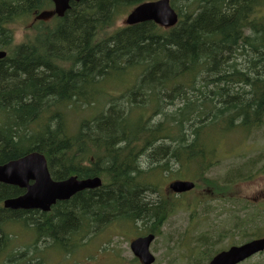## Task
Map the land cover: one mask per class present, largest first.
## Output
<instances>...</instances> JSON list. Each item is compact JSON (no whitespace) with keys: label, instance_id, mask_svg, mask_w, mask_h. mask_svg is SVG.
<instances>
[{"label":"trees","instance_id":"1","mask_svg":"<svg viewBox=\"0 0 264 264\" xmlns=\"http://www.w3.org/2000/svg\"><path fill=\"white\" fill-rule=\"evenodd\" d=\"M146 1L81 0L60 19L35 24L16 45L8 26L51 9L52 1L0 0V51L6 53L0 60V165L38 152L55 180L103 182L60 204L53 219L27 220L31 244L9 257L7 232L26 219L3 208L2 200L21 192L0 183V263L43 264L42 248L66 252L116 218L160 234L185 203L153 200L160 184L146 179L176 167L208 200L229 205L223 208L230 214L228 232L207 230L194 240L196 249L185 247L197 254L190 264H207L224 249V239L264 237V207L240 195L232 200L239 184L264 176V163L251 158L220 180L206 177L217 163L212 144L219 137L244 132L247 138L264 124V0H170L179 17L174 27L144 22L110 30ZM108 79L123 86L119 93L101 92ZM95 107L101 110L92 116L77 114ZM72 115L80 119L75 125ZM141 162L152 166L145 171Z\"/></svg>","mask_w":264,"mask_h":264},{"label":"rangeland","instance_id":"2","mask_svg":"<svg viewBox=\"0 0 264 264\" xmlns=\"http://www.w3.org/2000/svg\"><path fill=\"white\" fill-rule=\"evenodd\" d=\"M130 10L131 9H129L125 15L117 18L116 23L110 29L111 31L125 26V19ZM33 20V18L19 20L8 26L13 32L14 44L19 45L26 41L27 37L31 36L33 26L35 25ZM124 79L125 77L120 80ZM116 83L118 84L119 82L114 79H108L106 83L101 85V92H111L112 94L119 93L123 86L115 87ZM95 108L96 109L91 112L79 111L77 114L80 117L92 116L101 110L99 107ZM78 116L72 115V125H75L76 122L80 120ZM212 146L217 153V163L211 171L206 174V177L220 180L226 175L229 169L243 165L247 160L256 157L259 158L261 161L260 166H262L264 163V124L261 129L256 130L251 135L247 136V138L245 137L244 132L227 133L226 135L219 137ZM141 163L142 164L139 165L145 169V171L152 166L148 163ZM179 172L180 169L176 167L166 176L161 177L159 173H156L146 179L148 183H151L154 186L160 184L159 191L153 193V200L158 201L165 198L167 200H173L177 204L180 202L185 203V205L182 206L183 208L180 207L176 209L173 215L163 225L160 229L161 234L151 246V252L157 259L155 264L196 263L197 254H195V252L190 254V252L185 249V238L189 235V238H191L189 246L194 250L196 249L194 240L197 237L206 234L207 230H213L217 233L220 230L228 232V229L230 228L227 225V221L230 219V214L223 210L225 206L229 207V205L219 200H207V194L204 192V189L197 188L194 192L184 196H176L168 192V185L172 181L178 179L177 176H179ZM181 172H183V170ZM189 177H191L189 174H183L182 178L194 180ZM236 190L237 192H234V195H240V198L256 202L257 199L260 200L261 192L264 193V176L258 175L254 177V180L239 184ZM196 202H200L201 207L193 209L192 207L194 205L192 204ZM255 205L257 206L258 204ZM207 207H210V209L205 213L203 209ZM194 213L201 216L199 220L191 221L190 217ZM121 221L124 220H120V222ZM99 227L100 229L95 232L96 235L93 234L94 236H92V238L87 241L84 240L81 243L82 246L78 248L79 250L74 253V255H65L62 258H59L58 260H62L59 264H137L133 259V254L130 250V243L140 234L146 232L141 223H136L134 228L131 223L124 222L120 223L118 226L101 225ZM136 227H139V229ZM147 227L148 226L145 228ZM13 229L14 227L10 228L9 231H12ZM22 234H25L27 237H16V241H18L17 244L22 242L26 243L27 239L28 243L31 244L30 236L26 231H22ZM239 243L242 242H240L239 236L235 235L234 237L224 239L221 246L227 249L229 246ZM189 254L192 256L189 257ZM43 255L45 261L49 260L47 263L44 261L45 264H56V257L60 255V250L49 248L46 249ZM243 264H264V253L253 257Z\"/></svg>","mask_w":264,"mask_h":264},{"label":"water","instance_id":"3","mask_svg":"<svg viewBox=\"0 0 264 264\" xmlns=\"http://www.w3.org/2000/svg\"><path fill=\"white\" fill-rule=\"evenodd\" d=\"M55 12L60 17L70 8V2L79 0H52ZM144 22H154L165 28H170L178 23V15L171 7L169 0H156L143 3L136 7L128 16L126 23L135 25ZM5 57L0 53V59ZM34 181L33 184H29ZM0 182L26 189V194L17 199L7 200L5 207L12 210L43 209L49 210L57 200H68L74 194L98 187L99 179L78 181L70 178L62 182H54L48 171L47 160L39 153H31L18 160L0 165ZM195 188V183L190 181H176L170 189L181 194ZM154 235L139 238L132 243V250L145 264H152L155 258L149 251ZM264 252V238L256 239L216 255L209 264H240L250 257Z\"/></svg>","mask_w":264,"mask_h":264},{"label":"flooded vegetation","instance_id":"4","mask_svg":"<svg viewBox=\"0 0 264 264\" xmlns=\"http://www.w3.org/2000/svg\"><path fill=\"white\" fill-rule=\"evenodd\" d=\"M33 182H31V184H32ZM8 186V185H7ZM13 187V186H12ZM17 188V187H16ZM19 189V188H18ZM20 190V194L18 195V196H16V197H19V196H21V195H23L25 192H26V189H19ZM87 190H84V191H81V192H78V193H76V194H74L72 197H70L68 200H63V201H57L54 205H52V207H51V209H50V211H40V210H10V209H7V210H9L10 212H13V213H11L10 215H12V216H18L20 213H22L23 214V216L22 217H19V218H22L23 219V221L26 219V221L25 222H19V223H17V224H14L13 226H14V229L12 230V231H8L7 232V234H9L10 235V238H11V241L13 240V243H11L12 245L9 247V249H8V252H7V254H8V257L10 256V255H12V254H14V252H16V251H22L23 250V248H24V244L25 243H19V244H17V242L18 241H16V237H21V238H26L27 236H25V234H22V231H27V226H25V224L26 223H28V221L27 220H30V218L31 217H34V219H36V218H49V219H53V216H54V214H55V208L56 207H58L60 204H62V203H68V202H73L75 199H76V197L78 196V194H80V193H82V192H86ZM12 198H15V197H12ZM6 200V199H5ZM5 200H2L1 202H2V205L4 204V201ZM258 200V199H257ZM262 200H264V193H262L261 192V194H260V200H258L257 202H259V201H262ZM4 208V207H3ZM32 212V213H31ZM34 214V215H33ZM33 215V216H32ZM33 219V218H32ZM120 220H123V219H114L112 222H111V224H108V225H114V226H118L120 223H130V221L129 220H124V221H121L120 222ZM132 224V226H133V228H134V224L133 223H131ZM105 228V227H104ZM136 228H138L139 229V227H136ZM141 228V227H140ZM22 234V235H21ZM121 234V233H120ZM26 241H28V239L26 240ZM49 248H51V249H58L57 247H55V245H53V246H49V247H44V248H42L41 250H42V253L44 254L45 253V251H46V249H49ZM78 248H79V244H77L76 242L74 243V244H72V246L66 251V252H64V251H62V250H60V255L58 256V257H56V261H57V263L56 264H59V258H62L63 256H65V255H74V253H76L77 251H78Z\"/></svg>","mask_w":264,"mask_h":264},{"label":"bare ground","instance_id":"5","mask_svg":"<svg viewBox=\"0 0 264 264\" xmlns=\"http://www.w3.org/2000/svg\"><path fill=\"white\" fill-rule=\"evenodd\" d=\"M68 11V10H67ZM66 11V12H67ZM65 12V13H66ZM65 15V14H64ZM63 17V16H62ZM178 21H179V17H178ZM0 53H4L5 54V56H6V53L5 52H2V51H0ZM34 153H38V152H34ZM40 154V153H39ZM42 155V154H41ZM44 156V155H43ZM45 157V156H44ZM46 159V158H45ZM49 169V168H48ZM49 173H50V171H49ZM50 176H51V174H50ZM52 177V176H51ZM70 178H75L76 180H81V179H78L76 176H72V177H70ZM70 178H68V179H70ZM68 179H66V180H68ZM93 179H99L100 180V185L98 186V187H96V188H94V189H98V188H100V187H102L103 186V182H102V180H101V178H99V177H94V178H87V179H85V180H93ZM94 189H88V190H94Z\"/></svg>","mask_w":264,"mask_h":264}]
</instances>
